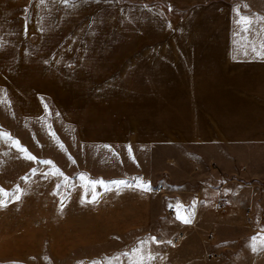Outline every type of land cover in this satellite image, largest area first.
<instances>
[{"label": "rangeland", "instance_id": "rangeland-1", "mask_svg": "<svg viewBox=\"0 0 264 264\" xmlns=\"http://www.w3.org/2000/svg\"><path fill=\"white\" fill-rule=\"evenodd\" d=\"M201 8L179 0H0V264H66L50 258V226L53 188L67 181L140 168L157 184L168 173L219 167L208 148L153 146L151 138L178 124L171 109L184 101L171 90L194 87L169 78L208 72L189 61V51L211 41L213 22ZM193 152L196 164L192 156L174 166L165 160ZM215 204L204 219L221 224L225 210ZM164 223L154 234L165 232L166 245L145 242L129 260L112 251L86 264H211L209 253H223L207 249L211 235ZM107 239L112 249L114 237Z\"/></svg>", "mask_w": 264, "mask_h": 264}, {"label": "crops", "instance_id": "crops-1", "mask_svg": "<svg viewBox=\"0 0 264 264\" xmlns=\"http://www.w3.org/2000/svg\"><path fill=\"white\" fill-rule=\"evenodd\" d=\"M179 2L201 5L202 14L209 13L213 22L210 44L189 51V61L208 72L169 78L168 84L194 87L171 90L173 100L184 101L171 109L178 124L153 130L152 144L208 148L219 167L186 170L178 177L168 173L157 184L139 168L129 176L98 174L95 179L67 181L64 190L53 188V261L86 264L104 260L112 251L129 260L145 242L166 245L169 237L165 232L155 235L154 230L159 222L177 221L182 230L212 234L214 242L207 249L222 251L224 257L211 264H264V58L256 54L264 50V0ZM186 100L194 101L193 108L187 109ZM186 116L193 118L192 124L186 125ZM185 156L165 155V160L173 166L191 163V156L195 164L201 160L196 152ZM216 199L227 202L221 224L204 219L215 211ZM186 213H191L190 220H185ZM107 237H114L112 249L107 248ZM146 253L154 259L152 247ZM169 255L165 252V258Z\"/></svg>", "mask_w": 264, "mask_h": 264}, {"label": "built area", "instance_id": "built-area-1", "mask_svg": "<svg viewBox=\"0 0 264 264\" xmlns=\"http://www.w3.org/2000/svg\"><path fill=\"white\" fill-rule=\"evenodd\" d=\"M157 191L161 192L163 191V188L161 186L157 187ZM216 205L221 209H225L227 207V202L223 199H219L216 201ZM184 236H185V232H180L176 237H174L173 241L178 243L183 239ZM211 238H213L212 234H211ZM217 257H222V253L221 252L209 253V258H217Z\"/></svg>", "mask_w": 264, "mask_h": 264}, {"label": "snow or ice", "instance_id": "snow-or-ice-1", "mask_svg": "<svg viewBox=\"0 0 264 264\" xmlns=\"http://www.w3.org/2000/svg\"><path fill=\"white\" fill-rule=\"evenodd\" d=\"M65 2H67V0H65ZM96 2L99 3L100 0H96ZM108 2H112V0H108ZM245 54H247V53L245 52ZM256 54H257L258 56H260L261 58H264V50H262V51H260V52H257ZM186 214H187V213H186Z\"/></svg>", "mask_w": 264, "mask_h": 264}]
</instances>
